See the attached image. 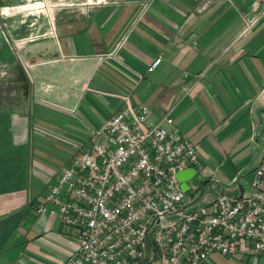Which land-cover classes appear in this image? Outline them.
Returning <instances> with one entry per match:
<instances>
[{"label": "crops", "instance_id": "1", "mask_svg": "<svg viewBox=\"0 0 264 264\" xmlns=\"http://www.w3.org/2000/svg\"><path fill=\"white\" fill-rule=\"evenodd\" d=\"M27 1L0 0V264L76 252L73 229L36 206L123 96L194 142L198 202L250 193L264 162V0H80L54 15ZM199 264H264V252Z\"/></svg>", "mask_w": 264, "mask_h": 264}, {"label": "built area", "instance_id": "2", "mask_svg": "<svg viewBox=\"0 0 264 264\" xmlns=\"http://www.w3.org/2000/svg\"><path fill=\"white\" fill-rule=\"evenodd\" d=\"M123 99L36 206L76 234L77 250L63 264H199L213 252H264V162L249 194L221 191L200 203L199 185L190 184V195L176 178L187 167L202 170L194 142L170 115L148 122V105Z\"/></svg>", "mask_w": 264, "mask_h": 264}, {"label": "rangeland", "instance_id": "3", "mask_svg": "<svg viewBox=\"0 0 264 264\" xmlns=\"http://www.w3.org/2000/svg\"><path fill=\"white\" fill-rule=\"evenodd\" d=\"M37 1H42V3L44 4L43 7L38 8V9H40V12H36L37 15H41L42 11H44L46 14H48L49 10H52L53 15H54L55 13L59 12V8H61V7H68V9H71L73 7L75 10L76 9L78 10L77 2H79L80 0H50L52 2V4H54V5L48 6V8L46 6L47 4L45 5V2L43 0H37ZM37 3H38V5L40 4V2H37ZM57 3H59V4H57ZM36 10H30V11L33 12ZM22 12L23 11H20L19 14H21ZM42 15H44V14H42ZM197 181H198V175H195L193 177V179L191 180V182H197ZM187 192H188V194L192 195V194H194L195 191L191 187L189 190H187Z\"/></svg>", "mask_w": 264, "mask_h": 264}, {"label": "water", "instance_id": "4", "mask_svg": "<svg viewBox=\"0 0 264 264\" xmlns=\"http://www.w3.org/2000/svg\"><path fill=\"white\" fill-rule=\"evenodd\" d=\"M195 175H197V170L194 167H187L177 171L176 178L180 182L182 190L187 191L190 189V182Z\"/></svg>", "mask_w": 264, "mask_h": 264}, {"label": "bare ground", "instance_id": "5", "mask_svg": "<svg viewBox=\"0 0 264 264\" xmlns=\"http://www.w3.org/2000/svg\"><path fill=\"white\" fill-rule=\"evenodd\" d=\"M35 5L37 6V5H38V3H35Z\"/></svg>", "mask_w": 264, "mask_h": 264}]
</instances>
